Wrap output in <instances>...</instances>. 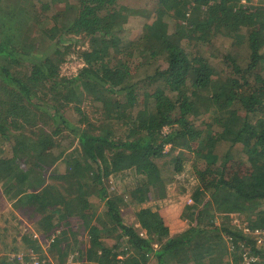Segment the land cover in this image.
Returning a JSON list of instances; mask_svg holds the SVG:
<instances>
[{"label": "trees", "instance_id": "1", "mask_svg": "<svg viewBox=\"0 0 264 264\" xmlns=\"http://www.w3.org/2000/svg\"><path fill=\"white\" fill-rule=\"evenodd\" d=\"M243 1L156 0L152 21L126 46L129 29L117 14L127 0H76L52 22L41 19L49 0H0V142L9 148L0 151V179L10 175L11 188L26 187L18 205L40 216L39 229L56 227L54 216L86 229L92 244L78 250L86 260L80 264H230L222 257L226 244L234 264L245 258L264 264V248L253 237L225 226L226 218L218 227L211 213L217 207L225 217L236 210L245 215L246 229H264V19L257 16L264 10ZM67 36L90 38L88 49L75 51L83 66L71 77L59 74L68 55L61 48L72 41ZM110 51L123 57L111 64ZM89 101L99 104L102 123L71 130L78 148L65 153L56 136ZM224 133L233 143L224 154H209L214 177L193 191L198 222L163 242L166 220L143 205L153 201L155 187L166 192V169L180 171L181 155L170 153L197 143L195 155L203 157ZM233 148L249 160L248 172L232 169ZM119 173L132 174L127 201L139 230L122 221L125 196L107 185ZM52 235L50 251L63 252L66 233Z\"/></svg>", "mask_w": 264, "mask_h": 264}, {"label": "rangeland", "instance_id": "2", "mask_svg": "<svg viewBox=\"0 0 264 264\" xmlns=\"http://www.w3.org/2000/svg\"><path fill=\"white\" fill-rule=\"evenodd\" d=\"M49 1L50 7L47 10V13H44L41 16V19H44L45 22L47 20H51L50 22H52V18L58 15L56 11L65 10L71 5L73 6L76 2V0ZM127 1L130 3H128L127 6L123 5L126 7L125 10L119 11L117 14L118 22L120 21L124 24V29H129V31L124 34L125 38L123 43L126 46L128 44L127 42H132L136 39H139L138 37L142 34L143 27L152 21V15L157 6L156 0H132V2L131 0ZM243 3L248 7H255L256 4H260L263 5L262 9L264 10V0H248L243 1ZM127 8H133L134 10H127ZM75 10V8L72 9L68 15H73V13L76 12ZM137 11L139 13L145 12L146 16L140 14L136 16L135 13ZM148 13H150V15H148ZM259 13L260 14L256 15L264 19V12L259 11ZM171 26L173 25L171 24ZM70 39L72 41L65 42L64 46L61 48L63 51H66L67 49L68 55L64 57V62L60 64L59 74L66 77L74 76L83 66L82 61L79 59L78 54L75 51L80 52L82 50L88 49L90 42V38L87 40L83 39L82 36L66 37V40ZM263 47L264 45H262L261 48L263 49ZM220 49L222 52L224 51L223 46H221ZM128 52L129 54H134L131 50H128ZM109 56L111 64L119 62V60L123 57L121 54L118 55L114 53V51H110ZM261 71H263L264 74V65H260L259 72ZM142 101L143 97L140 96L138 103H141ZM81 106L83 114H70L69 119L71 124L68 126V130H63L59 136H56L58 142H60V148L66 150L65 153H70L78 148V139L73 134V131H76L79 128L80 130L88 129V127H86L88 125H90L91 129L92 127L97 128L102 123V120L97 118L99 104L89 101L83 103ZM71 130H73L72 133H70ZM96 132L97 131L94 133ZM220 139V141L215 143L214 151H209V153L205 154L203 157H198L195 155V151H197L200 146L197 143H192L187 146L177 148L175 151L170 153L172 154L171 156L173 158L177 156L179 157L181 155L180 160L184 163L181 164L180 171L166 169L167 174L165 177H163L164 181L169 182L165 188L166 192L163 188H160V186L155 187L151 193L154 197L153 201L146 202L143 205V207L151 208L152 211H157L159 214H161L164 220H166L169 233H167V236L164 237L163 242L173 238L174 236L180 235V233L187 229V227H190L191 225H194L198 222L197 216L199 212L196 211L198 204H196L197 200L194 197L195 193L193 194V191L195 187L198 186L203 189L204 183L209 182L210 179L214 177L212 174L213 168L211 169L210 167V162H212L213 158L210 157L209 154H213V156L217 154H224L226 149L230 148V144L233 143L232 141H234V136L230 133H224ZM7 149H9L7 145H3L0 142V151L6 153ZM168 149L169 147L167 146L166 150ZM239 153V150L233 148L228 154V158L233 160L230 162L232 169H234L236 173L248 172L250 167L249 160L247 162L245 155ZM54 169L56 168L54 167ZM63 169L64 166H58V170L60 172H62ZM208 169L211 170L209 171ZM52 171L54 170L52 169L50 172ZM235 172L232 171L231 173L233 174ZM2 174L5 175L7 172L3 171ZM107 181V185H109V190L111 193L117 192V196H125L124 202L119 203L122 221L128 226L134 225V228L139 230L140 228L137 222L138 220L135 218L133 213L136 212V209H133V206L127 201L129 193L134 188L132 174L119 173L115 176L109 177ZM10 183H14L10 175L0 179V264L8 262V260H11L12 257L18 254H21L25 257H36L39 259V261H43L45 263L47 262V264L86 263L85 258L81 259V255L78 251L81 250L84 252L90 248L92 244L86 229H84L80 223L77 224V222L75 223L72 220L58 221L57 216H54L53 220H50V224L52 226L55 225L56 227L51 229L49 228V231L39 229L37 227V223L40 216L36 214L34 215L29 208L18 205L22 195H25L26 193L22 192V190L26 187L16 186L11 188ZM207 193L208 191L205 190L204 195H207ZM206 209L202 210V213L199 216L202 221H205L206 219ZM216 209L217 207L212 208L211 213H216V218L214 217L213 222L218 227H221L220 223L224 221L223 218H226L227 220L225 221V226L232 225L234 228L239 230H242L240 229V225L241 228L246 227L245 215H241L235 210L231 211V213H225L224 217L223 215H220L218 211H215ZM97 212L100 211L97 209ZM196 212H198L197 215ZM256 212L261 214V208L258 207ZM236 219H238L239 222H236ZM67 221H69L68 225H66ZM64 233H66V240L62 244V250L64 251L61 253H52L49 249L51 243L54 241V235L52 234H55V237L59 238ZM141 233L145 234V232L142 230ZM31 235L35 236L34 239L31 237ZM224 238L227 241L226 237ZM76 248L79 249L75 250ZM225 248L227 252H224V254L222 253V257L227 255L225 260L230 264H234L236 255L234 254L235 252L231 250V244H226ZM64 252L67 253L66 256H63ZM73 252L74 254H72ZM116 252H119V250H116ZM127 254L128 256H133L134 251H128ZM82 257H85V255ZM78 258H80V260H78ZM120 258H116V261H118ZM147 264L157 263L154 260H151Z\"/></svg>", "mask_w": 264, "mask_h": 264}, {"label": "built area", "instance_id": "3", "mask_svg": "<svg viewBox=\"0 0 264 264\" xmlns=\"http://www.w3.org/2000/svg\"><path fill=\"white\" fill-rule=\"evenodd\" d=\"M236 222H239L238 219H236ZM240 229H242V231L247 233V235L253 237L258 247L264 248V229L248 230L246 229V227L241 228V225H240ZM13 259L18 260L17 264H39L40 262L39 259L36 257H31V256L25 257L22 256L21 254H18L11 258V260ZM256 262H257L256 258H252V259L245 258L242 264H251Z\"/></svg>", "mask_w": 264, "mask_h": 264}]
</instances>
